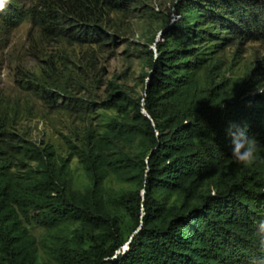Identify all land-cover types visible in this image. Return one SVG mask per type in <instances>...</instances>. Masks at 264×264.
Listing matches in <instances>:
<instances>
[{
  "label": "trees",
  "instance_id": "trees-1",
  "mask_svg": "<svg viewBox=\"0 0 264 264\" xmlns=\"http://www.w3.org/2000/svg\"><path fill=\"white\" fill-rule=\"evenodd\" d=\"M126 1L60 4L70 2L78 18L82 9L115 10ZM229 3L184 0L179 5L200 8L205 17L215 16L213 7L235 17L253 9ZM256 8L262 11V5ZM251 20L264 34V18ZM69 28L63 30L68 35L99 37L86 22ZM180 59L162 54L153 61L152 87L145 98L127 108H120L123 102H106L117 105L118 118L104 138L91 140L77 156L87 178L82 191H72L49 148L24 138L8 146L14 160L26 165L10 172L11 164L0 158V264H40L26 227L31 224L45 231L39 243L41 264H247L261 254L256 229L264 220V129L261 123L253 130L250 126L256 102H241V80L210 79L211 68L204 69L203 86L177 75ZM230 122L246 125L258 141L253 165L232 158L226 135ZM118 142L132 154L106 160L102 150ZM107 175L128 182L129 188L111 198L102 188Z\"/></svg>",
  "mask_w": 264,
  "mask_h": 264
},
{
  "label": "rangeland",
  "instance_id": "rangeland-1",
  "mask_svg": "<svg viewBox=\"0 0 264 264\" xmlns=\"http://www.w3.org/2000/svg\"><path fill=\"white\" fill-rule=\"evenodd\" d=\"M63 1L9 0L0 9V147L7 152L0 158L11 164L10 172L26 165L14 160L15 151L8 147L24 138L49 148L72 191H82L87 178L77 156L91 140L104 138L118 118L117 105L106 102H123L120 108H127L145 98L153 61L162 54L182 57L177 75L194 78L199 86L205 84V68H211L214 82L241 80V102H256L251 129L260 123L264 129V92L257 91H264V34L251 24L253 16L264 18V0H228L230 7H253L251 14L241 12L243 17L222 7L205 17L200 8L180 6L184 0H127L115 10L82 9L78 18L72 14L77 8L70 2L62 7ZM260 5L262 11L256 8ZM82 22L99 37L63 31ZM116 95L121 97L110 99ZM108 144L102 150L106 160L132 154L123 142ZM102 188L111 196L129 185L107 175ZM26 227L41 264L45 231Z\"/></svg>",
  "mask_w": 264,
  "mask_h": 264
},
{
  "label": "clouds",
  "instance_id": "clouds-1",
  "mask_svg": "<svg viewBox=\"0 0 264 264\" xmlns=\"http://www.w3.org/2000/svg\"><path fill=\"white\" fill-rule=\"evenodd\" d=\"M8 2L9 0H0V9ZM226 135L232 143V158L245 167L253 165L257 160L258 141L254 136L248 133L247 126H241L240 124L230 122L226 128ZM256 234L259 240L261 254L252 257L249 264H264V220L259 222Z\"/></svg>",
  "mask_w": 264,
  "mask_h": 264
}]
</instances>
